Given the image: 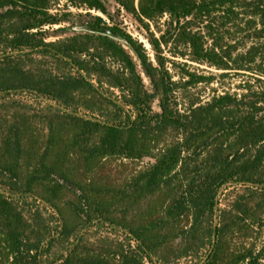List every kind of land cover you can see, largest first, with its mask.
Returning <instances> with one entry per match:
<instances>
[{
    "label": "trees",
    "instance_id": "obj_1",
    "mask_svg": "<svg viewBox=\"0 0 264 264\" xmlns=\"http://www.w3.org/2000/svg\"><path fill=\"white\" fill-rule=\"evenodd\" d=\"M114 1L153 60L100 17L136 60L98 34L47 41L104 0H0V264H263L264 0Z\"/></svg>",
    "mask_w": 264,
    "mask_h": 264
},
{
    "label": "rangeland",
    "instance_id": "obj_2",
    "mask_svg": "<svg viewBox=\"0 0 264 264\" xmlns=\"http://www.w3.org/2000/svg\"><path fill=\"white\" fill-rule=\"evenodd\" d=\"M58 1L60 2L61 7H57V8L66 9L65 4L68 2V0H58ZM104 3H105L106 8H107V14H103L101 12L94 11V10L86 11L83 9L79 10V9H75V8L71 7L70 9L72 10V12L74 14L73 19H72L73 23H74L73 27H71L67 30L60 31L59 30L60 28L69 27L71 25V24L67 23V24H63L60 26H54L52 29L46 28L48 30L47 36H46L47 41L48 42H54V41H58V40H64L66 38H70L76 34H79L81 32L78 31V27L85 26L88 23L92 22L94 20V18L100 17L104 20V22L106 23L107 26H109L111 28H116L125 34L132 36V38L134 40L138 41L139 43H142L143 47L147 50V53L149 54V56L153 60V58H154L153 53L151 50V46L148 42L149 35H148V32L142 26V24L140 22H138L134 16H132L126 10L121 8V6L118 3H116L114 0H104ZM88 12L90 14H88ZM165 20H166V18L163 19V21H165ZM152 31H154L157 34V36H159V34L156 32L154 27H152ZM118 42H120V41H118ZM120 43L124 46L126 51L129 54H131V56L136 60L132 51L126 46V41H122ZM137 64H138V62H137ZM203 69H204V67H201V70H203ZM138 72L143 77V80H144L146 87L148 89H151L150 81L142 72V69L139 66V64H138ZM217 73H219V72H217ZM241 80H243V78H240V77L227 78L225 80L224 86L226 88H230L231 90L235 89ZM213 86H214V88L217 87L216 84H214ZM232 92H234V90H232ZM210 93H212V91L207 90L206 94H210ZM206 96H208V95H206ZM22 97L26 100H29V101L35 100V98L33 96L28 95V94H24ZM157 104H158L157 102L154 103V110L155 111H159ZM149 162H151V161L146 159L143 164H148ZM262 187L264 188V184L262 185ZM243 188L244 187L239 185L238 188L235 190L237 192H234L231 195L230 200H234L236 198V196L243 197V201L251 200L250 197L248 196V194L243 191ZM260 212L261 213H260L259 218H258V223L256 224V226L253 229H250L248 231V234L250 235V237L247 239V242L255 243V245L257 246V249L262 251V254H263L262 260H263V264H264V208H263V206H262ZM101 234H104V235L110 234L113 238H124V236L121 232H111V230L108 228H102Z\"/></svg>",
    "mask_w": 264,
    "mask_h": 264
},
{
    "label": "water",
    "instance_id": "obj_3",
    "mask_svg": "<svg viewBox=\"0 0 264 264\" xmlns=\"http://www.w3.org/2000/svg\"><path fill=\"white\" fill-rule=\"evenodd\" d=\"M78 31L107 36L109 38H112L120 42L125 41V39L119 33L114 32L113 30L107 29L105 27H94V26L85 25L78 27Z\"/></svg>",
    "mask_w": 264,
    "mask_h": 264
}]
</instances>
